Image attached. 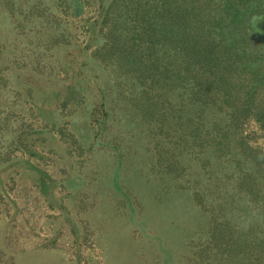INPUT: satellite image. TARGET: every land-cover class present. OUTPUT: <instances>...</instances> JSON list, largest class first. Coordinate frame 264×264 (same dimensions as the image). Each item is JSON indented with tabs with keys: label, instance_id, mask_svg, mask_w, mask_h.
Here are the masks:
<instances>
[{
	"label": "rangeland",
	"instance_id": "obj_1",
	"mask_svg": "<svg viewBox=\"0 0 264 264\" xmlns=\"http://www.w3.org/2000/svg\"><path fill=\"white\" fill-rule=\"evenodd\" d=\"M156 1L0 0V264H264V0H216L252 27L227 97L146 48L189 69L160 117L111 56Z\"/></svg>",
	"mask_w": 264,
	"mask_h": 264
},
{
	"label": "trees",
	"instance_id": "obj_2",
	"mask_svg": "<svg viewBox=\"0 0 264 264\" xmlns=\"http://www.w3.org/2000/svg\"><path fill=\"white\" fill-rule=\"evenodd\" d=\"M156 2H152L146 7L144 13H141L143 27L138 36L144 44L138 45L134 40L131 43L118 42L116 48L118 53L111 55L118 65L127 69L132 78L144 87L149 86L147 89L143 88L142 92L153 91L155 85L158 87L157 90L161 94H149L157 104V107L152 108L151 114L160 117L167 110L172 109L169 99L164 96V81L172 78L182 86L189 69L187 66L180 65L169 78L166 77L163 73L168 71L171 65L160 63L161 60H158L162 55L160 53L150 56L147 47H156L161 50L174 48L173 53H177L176 48H179L184 54L182 61L187 65L197 62L201 64L202 69L209 67L212 74L201 81L208 80L211 82L210 85L219 82L227 97L228 88L224 86L230 82L233 64L238 67L234 58L239 52L252 48L249 38L252 33L249 29L252 28L250 19L245 18V32L240 34L238 32L241 29H238L234 18L226 10H220V2L216 0H157ZM253 6L255 7L251 16L254 15L255 8L262 6V2L238 0L235 9L244 14ZM190 87L201 89L199 85L195 87L190 84ZM205 94L199 102L203 109L207 107L209 97L213 96L208 95L209 97L205 98L208 93L205 92ZM195 128H198V124Z\"/></svg>",
	"mask_w": 264,
	"mask_h": 264
}]
</instances>
